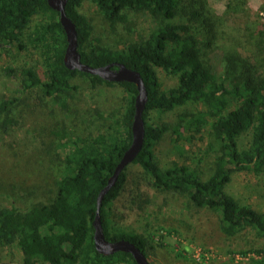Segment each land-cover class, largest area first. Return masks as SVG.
<instances>
[{"label": "trees", "instance_id": "1", "mask_svg": "<svg viewBox=\"0 0 264 264\" xmlns=\"http://www.w3.org/2000/svg\"><path fill=\"white\" fill-rule=\"evenodd\" d=\"M87 2L114 27L138 26L144 17L145 29L117 49L98 45L87 53L93 27L80 12ZM249 4L227 0L224 12L218 13L208 0H69L66 12L77 27L83 63L92 67L122 63L141 73L149 94L143 149L101 207L109 241H131L148 258L156 248L168 249L133 229L158 197H187V212L197 218L216 216V223L210 216L212 229L203 227L198 238L209 251H222L230 240L245 234L254 242L264 239V212L240 204L226 191L235 173L264 171V21L248 16L249 11L264 13V0L258 7ZM67 45L60 14L48 0H0V49L12 47L20 54L32 50L38 55L33 68L5 72L7 80L20 82L13 90L18 96L0 101V121L6 126L12 111L33 92L56 109H72L78 102L80 86L74 84L78 79L90 81L92 89L119 88L124 94L122 113L114 114V124L102 135L71 142L65 125H56L67 166L50 189L48 203L27 210L0 208V245L16 247L23 264H137L130 253L100 254L93 226L98 197L132 143L137 86L68 69ZM218 51L224 57L219 73L212 65ZM160 71L176 78L177 86L163 90ZM192 104L204 109L183 111L173 123L151 121L154 112L173 113ZM198 134L209 137L208 169L176 161L169 169L160 165L156 149L167 136L173 137L175 152L182 157L177 147L185 144L186 135L193 139ZM249 136L246 148L241 147ZM248 246L250 253H242V258L248 264H264L263 248Z\"/></svg>", "mask_w": 264, "mask_h": 264}, {"label": "rangeland", "instance_id": "2", "mask_svg": "<svg viewBox=\"0 0 264 264\" xmlns=\"http://www.w3.org/2000/svg\"><path fill=\"white\" fill-rule=\"evenodd\" d=\"M248 1L249 6L258 7L262 0ZM208 2L216 12L223 13L227 0ZM80 12L90 20L93 27L92 36L85 48L87 53H91L92 47L98 45L110 50L117 49L122 41L135 40L146 25L142 17L138 26L114 27L106 22L98 8L90 2L85 3ZM251 15L252 12L249 11L251 20L258 18L264 21V13L253 12V17ZM225 49L227 50V46ZM37 57L32 50L20 54L12 47L0 49V101L18 96L13 90L20 86L18 80H7L5 72L10 68L29 69L36 63ZM223 60L220 51L212 55V65L217 73L223 71ZM159 79L163 90L174 88L178 84L176 78L168 76L164 71L159 72ZM74 84L80 86V90L77 105H73L72 109H56L51 102L40 99L33 92L22 105L12 111L11 123L6 126L4 121H0V208L15 206L27 210L35 205L48 203L50 189L67 166L61 143L62 135L54 131L58 123L65 125L71 142H74L78 137L104 134L114 124V114L122 113L121 98L124 94L119 88L92 89L90 81L86 79L75 80ZM203 109L192 104L173 113L154 112L151 121L173 123L183 111L198 113ZM190 136L186 135L185 144L177 147L182 152V157L175 152L176 146L171 135L158 145L157 156L163 168H171L175 161L185 165L197 163L205 170L210 167L208 135L205 138L198 134L193 139ZM248 140L250 136L242 139L241 147L246 148ZM226 191L240 204L250 205L257 211L264 212V171L260 174L235 173ZM186 202L187 197H174L170 200L158 197L146 216L133 226L136 231L153 236V243L162 241L167 245L168 249L156 248L149 252L152 264H248L241 254L250 253V243L255 245L253 250H264V239L254 242L253 237L248 234L230 240L222 251L202 248L203 244L198 242V238H202L204 234L203 227L206 231L212 229L213 221L210 216L213 215L203 214L197 218L186 211ZM213 217L216 223L217 218ZM161 235L164 238L161 239ZM0 264H23L17 248L8 249L0 245Z\"/></svg>", "mask_w": 264, "mask_h": 264}, {"label": "water", "instance_id": "3", "mask_svg": "<svg viewBox=\"0 0 264 264\" xmlns=\"http://www.w3.org/2000/svg\"><path fill=\"white\" fill-rule=\"evenodd\" d=\"M69 0H48L49 6L60 14V22L67 35V50L65 54V65L72 71H80L89 75L98 76L105 81L113 83L128 82L137 86L138 95L135 102V117L132 126V143L125 152L120 163L117 165L108 185L101 191L97 201V212L93 222L95 229L94 242L97 251L106 256H111L118 252L130 253L137 264H152L150 259L142 250L133 242L128 240L109 241L105 234L101 207L103 200L108 192L116 186L123 171L132 163L140 154L145 144L146 126L144 113L147 109L149 94L145 81L139 71L130 69L122 63H111L106 66L92 67L83 63L82 55L79 52V35L75 23L69 18L66 7Z\"/></svg>", "mask_w": 264, "mask_h": 264}]
</instances>
